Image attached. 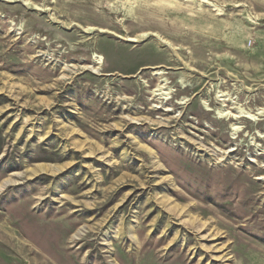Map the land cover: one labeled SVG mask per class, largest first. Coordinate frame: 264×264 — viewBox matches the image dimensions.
<instances>
[{
    "label": "rangeland",
    "instance_id": "374dc122",
    "mask_svg": "<svg viewBox=\"0 0 264 264\" xmlns=\"http://www.w3.org/2000/svg\"><path fill=\"white\" fill-rule=\"evenodd\" d=\"M0 264H264V0H0Z\"/></svg>",
    "mask_w": 264,
    "mask_h": 264
},
{
    "label": "bare ground",
    "instance_id": "6f19581e",
    "mask_svg": "<svg viewBox=\"0 0 264 264\" xmlns=\"http://www.w3.org/2000/svg\"><path fill=\"white\" fill-rule=\"evenodd\" d=\"M143 35H148V33H144ZM126 40H130V41H135V38L133 37H125ZM94 59L96 60V62L100 63L101 62V58L97 55L94 56ZM60 168H62V166H59V165H46V164H40L38 166H35L33 167L31 170H30V174H35L37 172H41V171H44V172H55L57 170H59ZM8 181H4V183H7Z\"/></svg>",
    "mask_w": 264,
    "mask_h": 264
}]
</instances>
